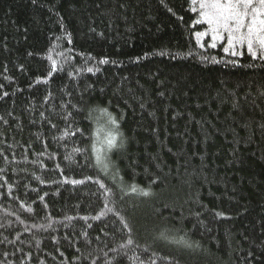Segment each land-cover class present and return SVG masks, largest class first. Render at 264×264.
Instances as JSON below:
<instances>
[{"label": "trees", "instance_id": "1", "mask_svg": "<svg viewBox=\"0 0 264 264\" xmlns=\"http://www.w3.org/2000/svg\"><path fill=\"white\" fill-rule=\"evenodd\" d=\"M197 18L0 0V264H264V58Z\"/></svg>", "mask_w": 264, "mask_h": 264}, {"label": "snow or ice", "instance_id": "2", "mask_svg": "<svg viewBox=\"0 0 264 264\" xmlns=\"http://www.w3.org/2000/svg\"><path fill=\"white\" fill-rule=\"evenodd\" d=\"M193 2H199L200 15L210 26L214 41L218 38L223 39L222 34L227 33L229 48L235 45H245L253 57L259 53L261 58H264V0H193ZM211 46L215 47V43ZM229 48H225V51H229ZM101 111L108 115L112 125L117 124L107 109ZM106 144L108 150L118 147L117 135L110 133ZM94 151H96L97 165L106 171L108 163L105 155H102L99 150L94 149ZM74 183L77 182L74 181ZM101 186L103 187V185ZM131 190L136 191V187L134 186ZM143 194L148 195V192L143 191ZM160 237L170 239L165 232H161ZM173 242L186 247L192 246L183 237ZM127 243L131 244L132 241L129 240Z\"/></svg>", "mask_w": 264, "mask_h": 264}, {"label": "rangeland", "instance_id": "3", "mask_svg": "<svg viewBox=\"0 0 264 264\" xmlns=\"http://www.w3.org/2000/svg\"><path fill=\"white\" fill-rule=\"evenodd\" d=\"M191 1H192L193 9H195V11L197 12L198 23H200L204 26L202 31H198L195 34V38H196V41L198 42V44L202 45L204 40L207 38L209 45H212L213 43H215V45L222 43L224 50H225V48H229L228 40H227V33L222 34L224 37L223 39L218 38L214 41L212 38L213 34L211 32L210 26L205 22L204 18L200 15L199 2L194 3L193 0H191ZM242 49L247 50V47L245 45H235L234 47L229 48V51H227V52L225 51V52L228 54H231V55H237L242 51ZM234 52L236 54H233ZM257 55H259V53Z\"/></svg>", "mask_w": 264, "mask_h": 264}]
</instances>
